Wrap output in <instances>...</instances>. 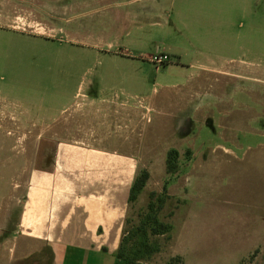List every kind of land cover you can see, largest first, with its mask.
<instances>
[{"label":"rangeland","instance_id":"obj_1","mask_svg":"<svg viewBox=\"0 0 264 264\" xmlns=\"http://www.w3.org/2000/svg\"><path fill=\"white\" fill-rule=\"evenodd\" d=\"M79 2L72 0L69 12L64 0H0V264H48L47 243L64 204L84 203L81 197L95 193L104 201L116 196L123 205L114 264H248L250 258L251 264H260L264 136L240 135L243 148L233 164L224 159L201 163L203 155L194 154L193 146H204L206 152V147L233 143L208 125L193 129L190 107L179 109L175 91L166 90L184 79L169 67L165 36L153 33L146 51L152 54L145 58L151 66L139 74L84 73L97 67L96 59H82L87 37L64 33L67 23L81 19ZM216 2L236 8L233 18L248 21V34L263 35V41L249 42L247 55L251 65L244 102L255 104V98L264 100V0ZM155 55L168 61L156 67ZM91 83H105L130 100V112H115V129L99 131L95 122L81 128L90 118L83 114L73 116L71 129L64 130V119L55 124L59 110L94 95L96 90L86 89ZM258 126L252 128L261 130ZM95 144L112 152L86 151ZM171 150L178 152L177 170L168 174ZM144 171L149 174L145 187L129 202V188ZM95 178H120L126 184H81ZM150 204L168 232L151 235V224L143 225ZM141 229L147 231L145 240Z\"/></svg>","mask_w":264,"mask_h":264},{"label":"crops","instance_id":"obj_2","mask_svg":"<svg viewBox=\"0 0 264 264\" xmlns=\"http://www.w3.org/2000/svg\"><path fill=\"white\" fill-rule=\"evenodd\" d=\"M78 4L84 21L80 19L69 26L67 23L64 33L87 37L82 59H96L97 67L94 71L86 69L84 73L139 74L151 66L145 58L152 54L146 51L153 33L165 36L163 49L172 57L169 67L184 79L166 90L175 91L179 109L190 107L193 129L196 124L208 125L220 138L233 143L206 147V152L202 151L204 146H193L194 154L203 155L201 163L224 159L227 164H233L238 160L236 153L243 148L237 140L240 135L264 136V100L255 98V104L244 102L249 93V42L263 41V35L254 38L248 34V21L233 18L236 8L225 4L222 7L216 0H80ZM72 6V0H64L67 11L71 12ZM93 36L95 41L91 39ZM88 86L96 90L94 95L79 98L59 110L53 122L64 119V130H68L76 115L83 114L90 120L85 118L81 128L92 127L94 124L89 123L95 122V129L99 131L115 129L111 118L120 109L130 112L128 107L132 102L109 90L105 83H91L87 90ZM163 112L169 114L168 110ZM258 124L261 130L252 128L259 127ZM87 148V152L101 155L112 152L96 144ZM81 184L121 186L126 182L120 178L109 182L95 178ZM84 198V203L64 204L59 214L61 220L51 231L47 243L51 251L48 264H114L112 253L119 243L115 237L120 234L123 205L113 195L105 201L104 195L96 193L81 197ZM103 202L105 206H101Z\"/></svg>","mask_w":264,"mask_h":264},{"label":"trees","instance_id":"obj_3","mask_svg":"<svg viewBox=\"0 0 264 264\" xmlns=\"http://www.w3.org/2000/svg\"><path fill=\"white\" fill-rule=\"evenodd\" d=\"M178 157V152L175 150H171L168 155H167V173L168 174H173L176 172L177 170V164L176 159ZM149 178V174L148 172L144 171L143 173H141V175L135 180L134 184L132 185L130 192H129V198L128 201L131 202L133 200L136 199V197L138 196V194L144 189L145 184L147 182ZM163 199L162 197L159 198V203L162 205L163 203ZM146 222L143 223L144 226H146L147 224H151L150 226H152V229L150 230L151 235H160V234H164L166 232H168L169 230V226L163 224L162 222H159L158 219L156 218L155 214L153 213V205L150 204L149 205V213L148 215H146ZM141 238H143L144 240L147 239V231L146 229H141ZM148 250V254H151L152 251H150V247L149 245H147V247H145ZM156 251V250H154ZM147 253V252H146ZM252 258H250L248 264L252 263ZM126 264H136L133 261H128V263ZM241 264H244V262H242ZM260 264H264V257L262 259V262Z\"/></svg>","mask_w":264,"mask_h":264},{"label":"built area","instance_id":"obj_4","mask_svg":"<svg viewBox=\"0 0 264 264\" xmlns=\"http://www.w3.org/2000/svg\"><path fill=\"white\" fill-rule=\"evenodd\" d=\"M168 61V57L167 56H163V55H155L154 57H152L151 62L156 66L159 67L160 65H162L164 62Z\"/></svg>","mask_w":264,"mask_h":264}]
</instances>
